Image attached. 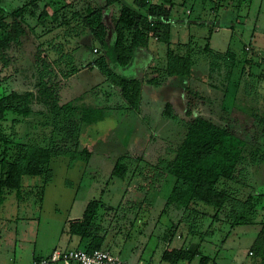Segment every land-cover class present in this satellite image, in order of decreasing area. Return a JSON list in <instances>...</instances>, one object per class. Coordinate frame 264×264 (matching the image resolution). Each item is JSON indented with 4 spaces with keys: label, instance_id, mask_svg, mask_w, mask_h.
<instances>
[{
    "label": "trees",
    "instance_id": "16d2710c",
    "mask_svg": "<svg viewBox=\"0 0 264 264\" xmlns=\"http://www.w3.org/2000/svg\"><path fill=\"white\" fill-rule=\"evenodd\" d=\"M41 1L44 0H25L22 6L9 10L2 4L4 0H0V86L14 78L13 73L8 72L14 66L15 72L20 71L23 76L33 80L35 88L24 91L4 88L5 92L0 93V205L7 195L14 194L20 202H24L29 193L37 192L40 187L42 198L46 184L53 178L55 160L69 157L70 166H74L77 160L87 163L93 151L88 147L81 150V128L103 120L106 109L141 111L144 102L143 80L124 75L119 69L128 67L137 50L151 48V42L156 39L167 46L166 63L163 68L151 70L153 76L149 77L147 83L157 87L169 79L186 82V114L190 119L184 121L186 133L173 152L156 163H147L142 172L139 170L141 176L146 175L147 179L146 185H140L144 190H149L157 185L170 184L166 207L175 206L184 212L206 214L214 224L224 222L227 226L225 239L220 243H224L230 232L241 225L259 227L258 235L249 248V264H264V215H260V206L264 211V192L257 193L256 190V176L259 177L258 174L264 170V109H248L241 104L236 108L234 98L229 109L219 108L187 83L194 76L190 45L175 44L171 40L177 0H134L132 4L127 0H106L104 5L91 3L85 11H73L69 18L66 16L73 8L74 1L52 0L59 4L62 2L60 7H56L52 1L41 5ZM186 2L182 0L180 4L185 5ZM217 6L216 11L223 5L218 3ZM27 18L37 19L42 26L50 18L60 27L52 39L40 43L41 48L29 67L31 73L28 76L27 69L20 70L17 55L23 38L35 31L28 25ZM73 22H77L74 27L71 26ZM86 33L93 38L92 48L87 45L81 48L78 44L73 47V38L78 40ZM84 47H88L94 56L90 57ZM262 49L263 46L251 43L245 47V51L249 52L243 61L239 80L252 73L251 69L259 61V54H263ZM238 58L237 52L231 49L225 54L214 53L211 70L219 68L223 60L227 70L225 80L230 81L241 64ZM85 68L96 69L105 77L102 84L87 92L89 96L92 93L96 97L106 95L105 102L111 103L115 94L120 99L115 107L87 103V93L63 100L64 82L67 83ZM2 72L9 75H2ZM259 77L264 78V71ZM239 82H236L237 87L240 86ZM107 87L114 88L115 93ZM201 102L207 110L210 108L217 112L218 120L209 115V110L194 115ZM36 105L43 107L41 114L46 119L40 126H51L52 129L50 134L42 133L38 138H33L30 133L22 135L19 129L23 124L29 126L28 118L34 114ZM162 114L173 119L177 117L170 102L165 104ZM64 132L71 138L72 147L67 149L64 143L58 144L59 138L61 142H66V137H60ZM127 158L119 157L113 166L111 179L122 182L131 179L134 160L130 164ZM149 178L153 180L149 181ZM130 202L137 215L132 219L127 217L130 219L128 227L131 226L128 231L123 226L118 227L120 225L117 223V226L113 218L106 227L102 214L103 209L119 211L123 205L113 206L102 198H96L87 204L81 218L68 222L63 230L64 236H68L69 240L77 238L82 246L77 249L89 253L112 250L116 233L123 232L127 238H131L134 225L143 214L144 201ZM200 207L207 211L201 212ZM200 219L201 222L204 220L202 217L193 220L197 223ZM199 223L194 225L196 229ZM222 223L220 225L223 227ZM112 231L114 234H111ZM197 246L167 250L164 258L173 264L191 260L199 254ZM47 256H34L33 262ZM202 260L205 264H218L215 258L203 256ZM71 264L79 263L73 261Z\"/></svg>",
    "mask_w": 264,
    "mask_h": 264
},
{
    "label": "rangeland",
    "instance_id": "374dc122",
    "mask_svg": "<svg viewBox=\"0 0 264 264\" xmlns=\"http://www.w3.org/2000/svg\"><path fill=\"white\" fill-rule=\"evenodd\" d=\"M48 1L52 0H44L40 4L43 5ZM69 1H74V6L69 9L68 14L66 13L67 18L72 16L73 11H85L88 4L99 3L104 5L106 3V0ZM181 1L177 0L175 5L171 40L175 44L190 45L194 60V76L187 83L192 84L191 86L219 108L229 109L234 98L233 103L236 104V108L241 104L248 109L259 107L264 109V78L259 77V74L264 71V0H187L185 5L180 4ZM52 2L56 7L63 4L62 2L60 4ZM127 2L132 4L134 0H127ZM24 3L25 0H4L2 4L7 9L12 10ZM218 3H222L223 6L216 11ZM27 21L28 25L32 26L35 31L30 32L23 38V45L17 55L20 70L27 69L28 76L31 73L29 67L35 61L38 50L41 48L40 43L52 39V36L60 31V27L52 22L50 18L46 19L45 26L38 24L35 18H27ZM75 25H77V22H73L71 26L74 27ZM92 42V36L86 33L78 40L73 38L72 46L78 44L81 48L85 45L92 48ZM249 43L263 46V54H259V61L251 69L252 73L250 75L246 74L241 81L239 80L240 71L249 52L245 51V47ZM72 46L68 47L72 48ZM88 47H84V49L87 54H90V57H93L94 55L91 54L92 52L89 51ZM151 49L154 53V60L151 59L149 62L147 61L148 63L141 62L142 69L139 73L135 72L132 63L128 67L119 69V72L124 75L139 77L143 80L145 101L141 111L137 113L130 111L131 113L125 114V109H109L107 111L108 117L102 122L82 127L81 150L88 147L93 151V156L87 163L77 160L74 166H70L69 157L55 160L53 162L54 175L44 188L43 199L41 198L42 187L37 192L34 190V193H29L27 200L24 202H20L15 194L6 196L4 203L0 205V264H32L34 255L46 254L51 248L61 244L65 240L63 229L68 218L82 215L87 205L81 202L84 199L89 202L92 200V197H87L91 196L90 193L87 194V191H90L89 187L92 183L98 187L101 184L99 181L108 185V180H110V185L105 189L106 193L104 195L101 191L103 189L98 188L100 192L96 195L97 199L103 197L102 199L105 202L110 200L113 204H117L114 205L117 207L121 201L124 203L122 204L123 209L111 216L113 221L120 225L117 224L118 227L123 226L128 231V220L130 219H127V217L132 219L137 215L136 210L132 209L130 201L139 203L144 201L143 212H153L157 215L158 212L163 210L169 214L180 215L182 218L181 215L184 211L175 206L166 207L167 197L171 190L170 184L157 185L149 190H144L140 185L147 184L146 175L141 176V172L147 163H156L158 159L164 158L173 152L186 133L184 121L190 119V116L186 114V82L184 84L182 81L169 79L157 87L147 83L149 77L153 76L152 69L164 67L167 55V46L156 39L151 42ZM229 49L237 52L241 64L235 70L234 78L226 81L227 70L223 60H221V66L214 70H211L210 62L214 58V53L225 54ZM76 63L78 65V62ZM13 67L8 72L13 73L14 78L3 82V85L0 86V93L5 92L4 88L17 91L35 89L33 80L30 77L23 76L20 71L19 73L15 72ZM2 75L9 74L2 72ZM77 76L78 78H75ZM84 78V76L76 74L72 80L67 83L64 82L70 88L73 94L71 96L82 94L80 91L82 90L81 83L83 82L84 86L87 85ZM236 82L240 83L239 87L236 86ZM171 84L173 85L172 89L169 87ZM91 89L86 90L84 93H90ZM107 89L112 93L116 91L112 87H107ZM65 90L66 87L64 92ZM89 93H87V99L89 100L86 101L87 103L95 105L110 104L115 107L116 103L120 102L119 97L115 94L113 100L109 103L105 102L106 95L96 97L92 92V96H89ZM66 95L69 96L68 93ZM166 101L172 103L173 111L177 115L175 119L162 114ZM204 105L203 103L200 104L199 108L194 110V115L201 112L206 113L209 110V115L218 120L217 112L215 113L210 108L207 110ZM42 111H44L42 106H35L34 114L28 118L29 126L27 124L20 126L19 130L22 135L30 133L33 138H38L42 133L50 134L51 126V128L40 126L46 120L41 114ZM61 136L66 137V142H61L59 138L58 144L64 143L66 149L72 147L70 135L64 132ZM105 152L109 154H106L107 160L104 162ZM122 156L128 157L130 164L131 160H134L131 164L133 166L132 177L125 182L110 178L115 160ZM263 174L264 170H261L258 174L259 177L256 176L257 193L264 192ZM151 179L153 180V178H149V181ZM98 189L95 188V190ZM260 210L262 211L260 215H264L261 206ZM105 211L103 209L102 214ZM200 211L205 212L207 209L200 207ZM184 221L188 223L186 219ZM194 221L190 220L189 222L193 225L201 223V219L197 223ZM202 222L209 221L204 219ZM210 222H212V219ZM221 223L222 221L219 225ZM137 227H139V221L134 227L136 233L139 230ZM226 228V225L218 229L213 228L216 229V232L215 236H211V240L215 244L221 245L220 242L225 239ZM256 229L257 226L241 225L230 232L228 239L222 243L224 246L213 245L209 250L207 249L202 253L211 258H217L218 255L221 264H238L237 257L243 259L248 256L247 251L251 246L250 240L257 237L258 234L255 232ZM134 245L135 243L130 244V246ZM76 246L77 243L71 245L72 248ZM57 248L59 249V246ZM123 256L127 258L125 255ZM127 259L135 260L132 256Z\"/></svg>",
    "mask_w": 264,
    "mask_h": 264
},
{
    "label": "crops",
    "instance_id": "0c3cea01",
    "mask_svg": "<svg viewBox=\"0 0 264 264\" xmlns=\"http://www.w3.org/2000/svg\"><path fill=\"white\" fill-rule=\"evenodd\" d=\"M153 54L154 53H153V50L151 48L144 49V50H137V52L135 54V58L132 62V65L134 66L135 72L139 73V71L142 69L141 62L148 63L151 59L153 61L154 60ZM77 74H79V76H84L86 78V79L84 78V81L87 83V85L84 86L85 84L82 82L81 83L82 84L81 85L82 90L79 89L82 93H84L86 90H88V89H90L96 85L102 84L105 81V77L102 75L101 72H99L96 69L85 68ZM74 76H72L69 80H72V78H74ZM75 78H78V76ZM69 80L67 82H69ZM172 86L173 85L171 84L169 87L172 89ZM65 87H66L65 92H64V89L62 90L64 93L63 96L65 97V98H63V100L67 101L71 98L73 99L74 97H76V95L71 96L73 94L71 93L70 88H68L67 85ZM76 91H78V90L76 89ZM66 93H68L69 96H67ZM143 101H145V93L143 96ZM167 102H169V101H166V103ZM108 110L109 109H106V112L104 113L105 118L108 117V114H107ZM124 111H125L124 112L125 114L131 113L128 110H124ZM135 113H137V112H135ZM109 115L111 116L112 114H109ZM103 120H100L99 122H102ZM106 154L108 155L109 153L105 152V156L102 154L104 156V162L107 160ZM116 161L117 160H115L114 163H116ZM111 172H112V170H111ZM99 183H101V184L98 187H97V185L94 186V183H92V185L89 187L90 191H87V194L90 193L91 196H87L88 198L92 197V199H96L97 193L100 192V190L98 189L99 187L103 189V190H101L103 192V195L106 193L105 189L110 185L109 182H108V185L106 183H102L100 181H99ZM95 188L98 190H95ZM81 203H84L85 205H87L89 203V201L84 199V201H82ZM106 203L113 205V206L117 205V204H113V202L110 200L106 201ZM120 204H124L123 201H121L119 203V205ZM122 208H123V206H122ZM115 212H118V211L117 210H114V211L113 210H110V211L106 210L105 213L103 214L104 224L106 227H109V225L111 223L110 219H112L111 216ZM83 213L80 216L77 215L74 217L73 216L69 217L67 222H66V225L72 219L81 218L83 216ZM143 213L144 214H142V216L140 217V220H139V227H137V228H139L138 233H136V231H134L133 233H131L132 237L127 238L125 236V233L118 232V233H116L117 237L115 236V238L113 239V240H115V243L112 244V248H111L112 250H110V251L113 254L117 255L118 257L122 258L123 260L138 263V264H173V263L169 262L168 259L164 258V253L167 250L193 248V247L196 248V246L199 245V246H197V248L199 250L198 251L199 254H197V256H195L191 260L178 261L176 264H205V262L202 260V257L205 256L202 253L203 251H205V250L207 251V249L209 250L210 247H212L213 245L224 246V244L223 245H217V244H215V242H213L211 240V236H215V234H213V233L215 232L216 229L214 230L213 228L218 229L219 227H222V226L219 225L218 223L214 224L213 222H210V220L212 218L207 216L206 214H199V213L194 214V213H185V212L183 213L182 212L183 214L181 215L182 216V218H181L180 215L169 214L167 212H164L163 210H162V212H158L157 215H155V213L153 214V212H143ZM195 217L196 218L202 217L203 219H208L209 222H206V223L201 222L199 227L196 229L195 226L193 225V223L189 222L190 220L195 219ZM185 219L188 221V223L184 221ZM177 220H179V221H177ZM134 227H135V225H134ZM193 227H194V229H193ZM130 228H131V226L127 227L128 230ZM64 229H65V227H64ZM132 229H133V227H132ZM134 230H136V229H134ZM255 232L256 233L259 232V227H257ZM111 234H114V232L112 231ZM63 235H64V233H63ZM255 238L250 240L251 246H252ZM72 243H77V246L75 248H72L71 247ZM132 243H135V245L130 246V244H132ZM220 244H222V243H220ZM57 246H59V248L61 247V248H65V249L66 248L67 249H77V248L82 247L81 242L77 238H74L73 240H71V239L69 240L68 236H65V240H63V242ZM57 246L54 248H51L50 251L47 252L46 254L34 255V256H38V257L47 256L54 249H56ZM123 255H125L127 258L129 256L130 257L132 256V257H134L135 260H129V259L125 258ZM247 255L248 256L244 257L243 259H240L237 257V259H238L237 263L238 264H249L250 263L249 250L247 251ZM216 257L217 258H215V259H216L217 263L221 264V260H220V258H218V255Z\"/></svg>",
    "mask_w": 264,
    "mask_h": 264
},
{
    "label": "built area",
    "instance_id": "2783aa9c",
    "mask_svg": "<svg viewBox=\"0 0 264 264\" xmlns=\"http://www.w3.org/2000/svg\"><path fill=\"white\" fill-rule=\"evenodd\" d=\"M73 261L79 264H138L123 260L108 250H94L89 253L83 249L65 248L56 249L49 256L40 261L36 260L33 264H51L58 262L71 264Z\"/></svg>",
    "mask_w": 264,
    "mask_h": 264
}]
</instances>
